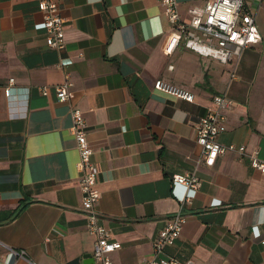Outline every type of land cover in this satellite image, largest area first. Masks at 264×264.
<instances>
[{"label": "crops", "instance_id": "crops-1", "mask_svg": "<svg viewBox=\"0 0 264 264\" xmlns=\"http://www.w3.org/2000/svg\"><path fill=\"white\" fill-rule=\"evenodd\" d=\"M176 1L186 19L204 0ZM243 3L260 38L223 65L180 45L163 53L168 26L159 0H59L60 51L45 45L35 0H0V243L35 264H82L83 254L85 264H98L69 131L76 106L97 168L94 211L119 244L110 264H145L179 208L184 224L159 258L264 264V174L229 150L210 166L196 163L194 140L211 96L224 93L233 106L216 141L264 160V3ZM65 79L69 96L57 101L54 87ZM155 79L190 91L193 101L153 90ZM193 168L199 187L179 206L171 177Z\"/></svg>", "mask_w": 264, "mask_h": 264}, {"label": "built area", "instance_id": "built-area-1", "mask_svg": "<svg viewBox=\"0 0 264 264\" xmlns=\"http://www.w3.org/2000/svg\"><path fill=\"white\" fill-rule=\"evenodd\" d=\"M40 16V28L44 33L47 48L60 51L64 47L63 22L60 15L59 0H35ZM264 3V0H259ZM163 16L167 22L168 31L163 45V53L168 55L180 45L198 56L214 60L220 64L237 60L242 48L256 43L260 36L255 25L253 14L244 6L243 0H204L200 5H192L186 9V19H181L177 10L176 0H159ZM60 61L58 66L62 64ZM234 76L230 71V78ZM12 83V78L8 79ZM71 82L68 79L54 87L57 101H64L69 96ZM152 89L168 94L186 102L193 101V94L183 88L174 86L161 79H155ZM41 94L46 88H38ZM8 95V88H4ZM232 101L224 94H214L206 107L205 113L198 118L194 127L195 143L199 146V157L196 163L210 166L218 155L226 151H234L239 156L246 155L251 167L264 174V160L256 155V151L246 153L242 145H220L216 141L219 133L225 130L226 113L232 108ZM70 125L78 154L76 168L79 172L77 185L80 190L81 208L85 216L87 233L93 237L91 256L98 264H110L109 253L119 247L118 242L109 239L105 226L98 221L94 204L99 192L96 188L97 168L91 160L85 123L81 110L72 106L69 109ZM197 165V164H196ZM170 192L179 206L186 204L195 194L200 180L193 170L183 174H175L170 180ZM185 218L180 208L164 223L151 243V256L145 264H195L191 260L178 261L173 257L159 258L165 246L171 245L179 236ZM264 223V217L260 220ZM3 253L0 254V264H18L30 261L22 249L5 246L0 243Z\"/></svg>", "mask_w": 264, "mask_h": 264}, {"label": "water", "instance_id": "water-1", "mask_svg": "<svg viewBox=\"0 0 264 264\" xmlns=\"http://www.w3.org/2000/svg\"><path fill=\"white\" fill-rule=\"evenodd\" d=\"M89 255L88 254H83L82 255V264H85L86 263V258H88Z\"/></svg>", "mask_w": 264, "mask_h": 264}]
</instances>
